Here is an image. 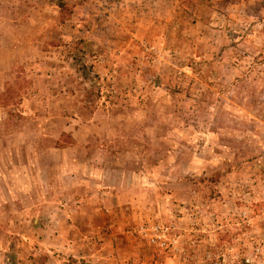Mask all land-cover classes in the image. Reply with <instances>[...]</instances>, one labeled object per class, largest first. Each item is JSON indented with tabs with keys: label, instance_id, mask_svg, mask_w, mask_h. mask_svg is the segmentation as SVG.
<instances>
[{
	"label": "rangeland",
	"instance_id": "374dc122",
	"mask_svg": "<svg viewBox=\"0 0 264 264\" xmlns=\"http://www.w3.org/2000/svg\"><path fill=\"white\" fill-rule=\"evenodd\" d=\"M85 211L127 264H264V0H0V264Z\"/></svg>",
	"mask_w": 264,
	"mask_h": 264
},
{
	"label": "crops",
	"instance_id": "0c3cea01",
	"mask_svg": "<svg viewBox=\"0 0 264 264\" xmlns=\"http://www.w3.org/2000/svg\"><path fill=\"white\" fill-rule=\"evenodd\" d=\"M76 215L79 216L80 221L71 225L75 236L69 243L66 237L65 243L69 246L62 248L65 254L74 258L73 264H127L121 246L125 240H129V237L122 231H120L121 235L117 234L120 238L115 236V230L112 228L114 224H108V221H113L115 215L113 211L106 214L102 211L95 213L85 211ZM108 227L112 229L111 234H107ZM103 230H106L105 233H101Z\"/></svg>",
	"mask_w": 264,
	"mask_h": 264
},
{
	"label": "built area",
	"instance_id": "2783aa9c",
	"mask_svg": "<svg viewBox=\"0 0 264 264\" xmlns=\"http://www.w3.org/2000/svg\"><path fill=\"white\" fill-rule=\"evenodd\" d=\"M137 232L141 237L148 239L150 242L155 243L158 246H165L167 241L164 238V230L159 225H152L150 228L139 226Z\"/></svg>",
	"mask_w": 264,
	"mask_h": 264
},
{
	"label": "trees",
	"instance_id": "16d2710c",
	"mask_svg": "<svg viewBox=\"0 0 264 264\" xmlns=\"http://www.w3.org/2000/svg\"><path fill=\"white\" fill-rule=\"evenodd\" d=\"M216 175H217V174H216ZM216 175H215V176H216ZM213 178H214V177H213Z\"/></svg>",
	"mask_w": 264,
	"mask_h": 264
}]
</instances>
